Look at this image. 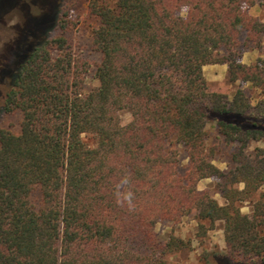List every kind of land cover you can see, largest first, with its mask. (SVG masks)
<instances>
[{"label": "trees", "instance_id": "trees-1", "mask_svg": "<svg viewBox=\"0 0 264 264\" xmlns=\"http://www.w3.org/2000/svg\"><path fill=\"white\" fill-rule=\"evenodd\" d=\"M64 3L0 93V117H19L18 133L0 127V264H173L192 242L157 228L188 217L198 238L222 224L226 254L206 264H264V57L239 60L264 37L244 7L264 0H90L97 62L73 47ZM207 65L237 89L211 91Z\"/></svg>", "mask_w": 264, "mask_h": 264}, {"label": "rangeland", "instance_id": "rangeland-1", "mask_svg": "<svg viewBox=\"0 0 264 264\" xmlns=\"http://www.w3.org/2000/svg\"><path fill=\"white\" fill-rule=\"evenodd\" d=\"M63 0H1L0 6V93L4 92L10 85L11 75L15 72L19 63H21L29 51L37 42V34L41 32L50 22V14L55 11V5L58 2L62 4ZM113 2L114 0H106ZM90 0H65L64 9L69 14V18L74 26L71 33L73 38V47L81 52L87 59L97 62L100 59L98 53L93 50L91 42V32L97 27V20L91 15L89 9ZM244 9L251 15L258 17L264 22V6L256 5L253 7L245 6ZM187 10L184 9L182 15L185 16ZM243 46L240 47V61L246 64H254L258 59L264 57V37L260 45L255 43L247 44L245 37L242 39ZM9 57L13 59L8 63V67L3 69V64ZM7 70V71H5ZM204 75L207 79L211 91L231 95L237 86L230 84L227 65H207L204 67ZM97 80L89 77L87 86L91 88L97 85ZM248 90V86H244ZM256 89L251 90V94L256 95ZM123 124H128L132 117L130 112L124 111L121 114ZM19 117L1 115L0 127L7 128L14 133L19 132ZM210 133L209 146L213 149L219 147L214 153V162L217 166L226 170L228 168L229 148L222 146L215 135L214 129L208 128ZM263 146L254 144L253 147ZM180 173H185L188 165V158L185 149L180 146ZM199 189L209 191L221 205L225 200L217 187L216 179H208L200 182ZM243 212L252 213L250 203L243 204ZM160 237L168 239L169 234L174 231L175 235L191 241L192 247L189 250L178 253L169 260L173 264H206L204 252L214 255L216 253L226 254L227 247L222 224H218L214 232H210L207 237L198 238L197 223L193 217L184 219L179 224H160L157 228ZM213 262L214 257H210Z\"/></svg>", "mask_w": 264, "mask_h": 264}]
</instances>
